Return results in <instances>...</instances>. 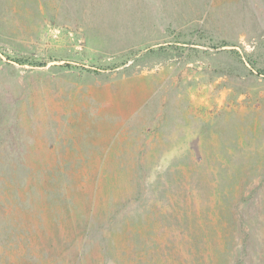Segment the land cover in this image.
Here are the masks:
<instances>
[{"label":"rangeland","instance_id":"1","mask_svg":"<svg viewBox=\"0 0 264 264\" xmlns=\"http://www.w3.org/2000/svg\"><path fill=\"white\" fill-rule=\"evenodd\" d=\"M0 264H264V0H0Z\"/></svg>","mask_w":264,"mask_h":264},{"label":"trees","instance_id":"2","mask_svg":"<svg viewBox=\"0 0 264 264\" xmlns=\"http://www.w3.org/2000/svg\"><path fill=\"white\" fill-rule=\"evenodd\" d=\"M19 62H21V63H22V61H19Z\"/></svg>","mask_w":264,"mask_h":264}]
</instances>
